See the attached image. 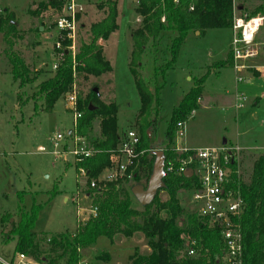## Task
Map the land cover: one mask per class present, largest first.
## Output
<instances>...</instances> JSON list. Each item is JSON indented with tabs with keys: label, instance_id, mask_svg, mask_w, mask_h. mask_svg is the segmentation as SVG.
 I'll return each instance as SVG.
<instances>
[{
	"label": "trees",
	"instance_id": "16d2710c",
	"mask_svg": "<svg viewBox=\"0 0 264 264\" xmlns=\"http://www.w3.org/2000/svg\"><path fill=\"white\" fill-rule=\"evenodd\" d=\"M244 1L258 4L253 11L242 12L247 14V18L264 15V0ZM116 5V0L100 1L99 9L104 12V17L90 25L87 41L78 40L75 67L71 57L66 56L52 76L39 85L35 99L43 105V111H50L58 99L71 93L76 75L82 79L100 78L112 72L99 41L106 42L118 30ZM36 7L29 14L37 16L41 12L52 13L53 9H60V4L47 1L37 3ZM134 11L140 20L138 26L129 30L128 70L140 104L133 128L139 136L136 150L142 155L136 167L130 169L131 181L135 184H140L141 181L147 183L154 162V156L150 152L159 146L165 156L166 177L163 180V191L168 199L163 202L156 197L150 205L136 209L130 189L122 187L131 181L109 183L101 195H96L99 198L94 204L97 209L96 217H90L72 235L36 233L34 228L40 208L33 206L28 212L18 206L19 219L15 224L11 222V213H0V236L3 226L8 225L10 231L5 236L4 244L13 241L14 257L23 255L35 264H79L82 260L80 253L93 246L98 238L104 237L111 243L115 236L130 238L140 233L147 242L149 252L136 256L131 264H228L219 243L220 232L215 226H210L207 220L193 213L185 215L182 225L179 226L176 222L182 213L177 194L193 190L197 182L195 177L186 178L182 174H176L181 161L186 157L177 153L175 139L177 124L186 123L190 114L198 107L209 70L232 68L230 49L225 59L211 64L204 76L194 79L193 87L173 108L162 144L156 143L155 133L164 76L174 68L181 45L191 33L203 35L207 30L231 29L234 1L137 0ZM14 21L11 13H0V34L9 45L4 54L9 62L12 78L21 89L33 82L35 75L12 49L11 39L17 35ZM169 33L173 34L167 48L170 57L156 67V49L163 36ZM36 34L42 33L37 29ZM146 55L154 62L153 72L148 80L142 78V58ZM253 74L258 73L254 71ZM94 88L83 101H80L78 95L77 110L81 113V118L77 120L67 139L70 140L73 136L82 138L94 151L93 156L75 162L74 165L76 171L84 172L87 188L114 165V157L122 137L117 126L118 106L114 102L106 104L100 101ZM18 98L21 101L19 95ZM34 106L37 109V101ZM95 120L98 121V138L92 137ZM170 165L172 171L168 172ZM230 178L232 188L240 194L245 205L244 212L237 220L242 236L240 264H264V152L254 161L248 184L236 176L234 163ZM56 194L54 190L52 196ZM184 234L195 243L194 256H188V249L181 239Z\"/></svg>",
	"mask_w": 264,
	"mask_h": 264
},
{
	"label": "rangeland",
	"instance_id": "374dc122",
	"mask_svg": "<svg viewBox=\"0 0 264 264\" xmlns=\"http://www.w3.org/2000/svg\"><path fill=\"white\" fill-rule=\"evenodd\" d=\"M78 1L83 9L78 16V40L87 41L90 25L102 20L104 12L99 9L101 0ZM29 2L30 0H0V6L4 3H15L17 35L11 39L12 49L35 75L33 82L18 88L4 54L9 45L0 34V213H11V222L15 224L19 219L18 206L28 212L33 206H38L40 209L35 232L72 235L78 226L89 219V209L99 198L96 195L85 198L89 193L86 178L80 170H75V159L67 153L72 149V138L60 143L58 149L53 147L52 140L56 134L66 136L74 129L72 113L66 108V98L58 99L50 111H43V105L35 99L39 85L53 74L50 70L53 40L48 37L53 36L50 23H54L55 17L52 13L47 19L45 32L37 35L40 21L27 17L25 9ZM116 4L118 30L102 45L103 54L110 62L112 72L100 78L82 79L76 75L74 86L80 101L85 99L92 88L97 87L94 89H97L100 101L106 104L114 102L118 106L117 126L119 131H123L128 127L134 129V117L140 105L128 70L129 30L138 26L140 19L134 11L137 0H116ZM250 5L255 9L258 4L251 2ZM252 8L249 12L253 11ZM172 37V33L165 34L156 49V67L169 59L167 48ZM230 38V29L207 30L203 35L191 33L187 36L177 54L174 68L164 76V86L159 96L156 143L164 141L172 110L193 87L194 79L204 76L208 66L225 58ZM263 41L264 29H261L255 37V43L261 50L263 46L260 42ZM260 56L258 63H250L252 67H256V64L264 65V54ZM153 63L149 55L142 58L144 80L152 75ZM252 71L254 69L249 70ZM259 71L262 73L264 69ZM236 84L238 83L234 71L230 68L220 71L219 76L208 74L202 99L185 123V137L176 138L175 144L177 149L183 147L185 138L186 143L191 142L195 148L207 144L217 147H229L232 144L243 150H252L241 151L232 147L230 149L233 150H229L234 155L236 176L248 184L253 163L264 152V84L257 92L263 94L262 102L258 106H253L252 103L249 105L246 99L242 108L235 109L234 100L230 97L226 100L225 91L233 93ZM239 95L236 98H240ZM32 98L37 101V109ZM98 132V121L95 120L92 137L98 138ZM223 142L227 144L222 146ZM134 185L146 187L145 181L140 184L131 181L122 187L129 190ZM54 190L57 194L52 196ZM156 197L163 202L168 199L163 190ZM177 198L182 210L176 221L180 226L185 215L192 213L191 195L181 191ZM133 202L136 209H141L136 201ZM9 231L10 227L4 225L0 236V261L4 262L13 257V241L4 244ZM148 252L147 242L140 233L130 238L115 236L111 243L100 237L93 246L80 253L82 260L79 264H131L136 256L146 255Z\"/></svg>",
	"mask_w": 264,
	"mask_h": 264
},
{
	"label": "built area",
	"instance_id": "2783aa9c",
	"mask_svg": "<svg viewBox=\"0 0 264 264\" xmlns=\"http://www.w3.org/2000/svg\"><path fill=\"white\" fill-rule=\"evenodd\" d=\"M35 2L53 1L60 4V9H53L55 21L53 23V40L51 56L53 58L51 71L58 69L66 56H70L75 67V55L78 46V16L83 12L82 7L76 0H33ZM234 4L236 0H233ZM236 11V10H235ZM2 11L0 10V13ZM264 29V15H257L247 18L246 15H236L231 31L229 49L232 53V70L236 82H242V73L250 69L257 70L250 63L258 58L263 51L255 43L256 34ZM264 69V67H260ZM258 70H261V69ZM78 91L73 86L71 93L66 95L67 109L72 113L74 126L81 113L77 110ZM237 98L238 107L245 102L243 95ZM193 115V112L190 116ZM189 116V117H190ZM189 119V118H188ZM185 122L177 124L176 138L184 137ZM71 132L64 136L56 134L52 140L53 147L59 148L60 143L69 139ZM120 145L114 157V165L106 170L96 181H92L88 188L90 191L85 195L86 199L91 196L101 195L109 183L128 182L132 179L130 169L136 167L142 153L137 152L139 136L134 129H129L121 135ZM72 149L67 152L74 157L75 162L93 156L94 151L87 145L84 139L76 136L71 137ZM228 147L202 148L198 150H181L179 153L185 155V159L176 172L177 175H184L191 171V177H195L197 186L189 192L191 195L192 213L207 220L210 226H215L219 232V243L224 251V259L228 264H240L242 254V236L240 225L237 220L244 212V202L240 194L232 188L231 166L234 163V155ZM177 151V150H176ZM178 152V151H177ZM57 154V152L55 153ZM81 174L85 177L82 170ZM172 171V165L168 172ZM77 204V203H76ZM97 209L91 206L89 216L96 217ZM89 217V218H90ZM185 247L188 249V256H194L195 243L187 235L181 236ZM23 255H16V258L9 261H0L1 264H27Z\"/></svg>",
	"mask_w": 264,
	"mask_h": 264
},
{
	"label": "crops",
	"instance_id": "0c3cea01",
	"mask_svg": "<svg viewBox=\"0 0 264 264\" xmlns=\"http://www.w3.org/2000/svg\"><path fill=\"white\" fill-rule=\"evenodd\" d=\"M77 1V3L79 4V5H81L80 3H79V1L78 0H76ZM16 3V2H15ZM15 3H13V4H10V3H4V4H1V6H0V10H2V11H7V12H10L13 16H14V14H16L17 12V8H16V6H15ZM37 3L38 2H35V1H33V0H30V2H29V5L27 6V8L25 9V11H26V14H27V17H29V19H32L33 21H37V20H39L40 21V24H39V26H38V30L40 31V32H42V33H44L45 32V30H46V24H47V19H48V17H50L51 15H52V13H49V12H41L39 15H37V16H34V15H31V14H29V11H35L36 10V5H37ZM251 2H247V1H244V0H236L235 1V4H234V6H235V12L236 13H238V14H241L242 12H244V11H250V9L252 8L251 7ZM251 7V8H250ZM250 8V9H249ZM252 9H254V7L252 8ZM24 11V12H25ZM14 23H16V21H14ZM30 23H31V20H30ZM50 25H52V23H50ZM82 28L84 27L83 25L81 26ZM109 40V39H108ZM107 40V41H108ZM230 40H231V38H230ZM261 43V45L263 46L262 47V50H263V54H264V41L263 42H260ZM104 44V42L103 41H99V45L100 46H102ZM229 44H230V41H229V43L227 44V46H226V53H227V51L229 50ZM260 57L261 56H259L258 58H256L254 61H252L254 64L255 63H258V60L260 59ZM106 58V57H105ZM225 59V58H224ZM107 60V59H106ZM223 60V59H222ZM257 61V62H256ZM252 62H251V64H252ZM250 64V65H251ZM256 67H257V70H254L255 72H257L258 74L257 75H254L253 74V72L254 71H252V72H249V71H247V72H244V73H242V76H243V81L242 82H240V83H238V84H236L235 85V88H234V92L233 93H230V92H226L225 91V93L227 94L226 95V100H227V98L228 97H230L231 99H233L234 100V102H235V104H234V106H235V109H240V108H242V106H243V104L245 103H242V106L239 108L238 107V101L236 100L237 98V95L238 94H243L244 95V97H245V99H247V101H249V105H251V103H252V105L253 106H258L261 102H262V98H263V94H258L257 92H258V89H260V86L262 85V84H264V72H258V69L260 68V67H264V65L263 64H261V65H257L256 64ZM230 69H232V68H230ZM261 69V68H260ZM223 69H221V70H215V71H211L210 72V74L211 73H214L216 76L218 75H220V71H222ZM235 76V75H234ZM109 85H110V82H109ZM229 94H230V96H229ZM203 96V95H202ZM229 98V99H230ZM202 99V98H201ZM201 99H200V101H201ZM246 101V100H245ZM129 129H131L130 127H128L126 130H123V131H121L122 133H125L127 130H129ZM70 133V132H69ZM184 137H185V135H184ZM164 142V141H163ZM163 142H161V143H158L159 145L160 144H162ZM227 143L226 142H224L223 144H222V146H224V145H226ZM182 146L183 147H180L179 149H177V147H176V144H175V147H176V150L178 151V152H180L181 150H198V149H202V148H220L221 146H219V147H217V146H215V145H209V144H207L206 146H204V147H200V148H195V145H193L191 142H187L186 143V139L184 138L183 139V142H182ZM236 146V145H235ZM234 148V149H239V150H241V151H252V150H243V149H240V148H238L237 146L236 147H234L232 144L228 147V148ZM248 149H251V148H248ZM75 165V164H74ZM36 233H39V232H36ZM16 258V256L14 257H12L11 258V260H13V259H15ZM27 262V264H35V263H33L31 260H27L26 261Z\"/></svg>",
	"mask_w": 264,
	"mask_h": 264
},
{
	"label": "water",
	"instance_id": "95a60500",
	"mask_svg": "<svg viewBox=\"0 0 264 264\" xmlns=\"http://www.w3.org/2000/svg\"><path fill=\"white\" fill-rule=\"evenodd\" d=\"M198 35V33H196ZM97 93V89H93ZM92 110V107H89ZM224 143V142H223ZM150 154L154 156L151 175L146 183V187L141 185H134L130 189V193L136 203L141 207L150 205L156 198L159 191L164 190V179L166 177L165 171V156L163 150L157 146L154 147ZM186 178L191 177V171L184 174Z\"/></svg>",
	"mask_w": 264,
	"mask_h": 264
}]
</instances>
